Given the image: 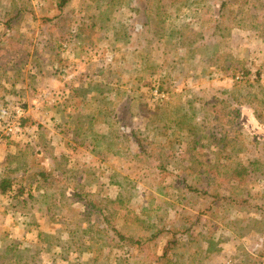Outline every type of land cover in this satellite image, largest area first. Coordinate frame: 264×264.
I'll list each match as a JSON object with an SVG mask.
<instances>
[{
  "label": "rangeland",
  "instance_id": "rangeland-1",
  "mask_svg": "<svg viewBox=\"0 0 264 264\" xmlns=\"http://www.w3.org/2000/svg\"><path fill=\"white\" fill-rule=\"evenodd\" d=\"M61 1L0 0V264H264V0Z\"/></svg>",
  "mask_w": 264,
  "mask_h": 264
},
{
  "label": "trees",
  "instance_id": "trees-1",
  "mask_svg": "<svg viewBox=\"0 0 264 264\" xmlns=\"http://www.w3.org/2000/svg\"><path fill=\"white\" fill-rule=\"evenodd\" d=\"M67 1L68 0H62L61 3H60V5H59V7L62 8L63 6H65V4L67 3ZM180 1H183V0H180ZM178 2H179V0H178ZM219 7H220V11L222 13L223 8L226 7V2H222L219 5ZM262 29H263V33H264V22L262 24ZM262 38L264 40V35H262ZM245 82H247V81H245ZM242 83L243 82H236L233 87L236 88L239 85H241ZM161 87L162 86H160L159 89H161ZM215 101L217 102L219 100L215 99ZM161 110H162V108H160V106H158V107L156 106L154 108V110H152L150 112L149 118L151 120L156 121L157 123L159 121L162 122L164 120L165 122H164L163 127L164 128H167L168 125H169V122H170V120L172 118H171L168 110H165V112L161 115V116H164V118L162 119L161 116H159V112ZM235 114L238 116L239 115V111L238 110H235ZM172 116H173V124H174V126L176 127V125H177L178 128H179V130H180V132H182L183 130H182V127H180V122L178 123V120L177 119L174 121V115H173V113H172ZM198 133H199V131L197 130V134ZM201 138L202 137H196V138H194V140L191 142L192 146L193 147H196L197 145H199ZM207 138H211L215 142L216 141H219L218 143L220 144V148H224L225 147L224 144H221L222 142H221V140H219V138H217V135L216 134H214V133L208 134ZM137 145L138 146H142V141H140L139 139H137ZM244 170H246V169H244ZM46 176L47 175H44V174L41 175L42 178H45ZM1 183L2 184H0V195H5L7 193V189H8V187H9L10 184H8V181H6L4 179L2 180ZM88 203L90 204V208L91 209H96V205L93 202L89 201ZM106 223H107V225H109V230L118 238L119 241H121V242L122 241H127L130 244H132V245H137V247H144L146 244L150 243L153 238L156 237L155 236L156 234H153V236H151L149 238H148V236H138L137 239L135 240L132 237H129V236H126V235L122 234L121 230L118 227H114V225L111 223L110 220H106ZM176 242L177 241H176L175 238H172L171 240H168V242H167V244H166V246L164 247V250H163L162 259L167 258V254L170 252V250H172L174 248V245L176 244Z\"/></svg>",
  "mask_w": 264,
  "mask_h": 264
},
{
  "label": "built area",
  "instance_id": "built-area-1",
  "mask_svg": "<svg viewBox=\"0 0 264 264\" xmlns=\"http://www.w3.org/2000/svg\"><path fill=\"white\" fill-rule=\"evenodd\" d=\"M16 115H18V117H21L22 116V109L17 108ZM18 130H19V128L15 127L11 123H7L6 128H5L7 135H14L18 132Z\"/></svg>",
  "mask_w": 264,
  "mask_h": 264
}]
</instances>
